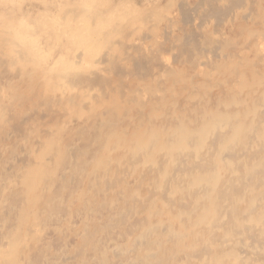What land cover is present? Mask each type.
<instances>
[{
	"label": "rangeland",
	"instance_id": "1",
	"mask_svg": "<svg viewBox=\"0 0 264 264\" xmlns=\"http://www.w3.org/2000/svg\"><path fill=\"white\" fill-rule=\"evenodd\" d=\"M21 23L48 50L36 62L13 41ZM65 61L73 73L63 81L56 68ZM0 63V264H189L193 235L172 236L182 223L166 189L155 192L162 149L174 144L177 122L190 130L213 108L258 107L264 0H0ZM163 235L167 255L149 244Z\"/></svg>",
	"mask_w": 264,
	"mask_h": 264
},
{
	"label": "bare ground",
	"instance_id": "2",
	"mask_svg": "<svg viewBox=\"0 0 264 264\" xmlns=\"http://www.w3.org/2000/svg\"><path fill=\"white\" fill-rule=\"evenodd\" d=\"M198 5H200V4H198ZM61 9H64L63 6ZM189 9H190V7H189ZM72 10L75 11V9H72ZM76 10L78 11V9H76ZM74 11H72V12H74ZM82 11H84V13L86 15L85 16L86 19H88L89 16L92 17L94 15V13L92 14V12L89 15V12L91 10L88 7H85V9ZM58 13H60V12H58ZM61 13H63V11ZM65 13H64V15H65ZM78 13H79V11H78ZM78 13H74L72 15L75 16V14L77 15ZM190 13H191V11H190ZM75 17H72V18H75ZM159 17H160V15H159ZM46 18H48V16ZM56 18L62 24L61 20L63 18H60L61 20L58 18V16ZM77 19L80 20L81 17H78ZM77 19H75V21ZM152 19H153V17H152ZM53 20L55 21V18H53ZM63 20H65V18ZM92 21H93V19H92ZM52 23L54 26V22H52ZM63 23H64V21H63ZM194 23H197V21ZM61 24H59V25L61 26ZM12 25H13V23H12ZM94 25H96V24L94 23ZM108 25H110V24H108ZM60 26H58V27H60ZM69 26H71V25H69ZM257 26H258V24H257ZM197 28H198V26H197ZM25 29H27V28L24 27V23L18 24L17 29L15 31L17 34L16 37H18V39L13 40V37H12V40L15 43H17V45H16L17 47L22 46V47L28 48L30 51H32V56H34V57H32L31 61L36 62L38 60L39 56L47 55L48 50L44 46L37 44L34 37L32 35L28 34V32H26ZM79 30H80V28H79ZM71 37L73 38V36H71ZM20 38H23V39H20ZM4 39H8V38L6 37ZM221 43H222V41H221ZM81 44H83V43H81ZM6 46H7L6 48H9L12 46V43L11 42L7 43ZM124 47H125V45H124ZM139 47H142L141 44H139L138 48ZM142 49L143 48H141V50ZM185 49H186V47H185ZM15 50L17 53L19 52V51H17V48H15ZM184 52L185 51H183V53ZM204 54H206V53H204ZM207 54H208V52H207ZM80 55H82V54L80 53ZM215 55H217V54H215ZM61 58H64V57L61 56ZM209 58H211V57H209ZM223 58H225V57H223ZM10 59H11V57H10ZM81 59L82 58L77 57V59H76L77 62L75 63L77 66L76 69L77 68L79 69L80 66L83 67V65L81 64L82 63ZM97 59H99V58H97ZM211 59H209V61ZM95 61H96V59H95ZM131 61H134V60H131ZM14 62H16V61H14ZM101 62H102V60H101ZM105 62H107V61H105ZM155 62H157V61H155ZM200 62H198V64H200ZM210 62L212 63V62H214V60L212 59ZM210 62H209V65H208V62H205V63L208 66H210L211 65ZM75 64H74V66H75ZM161 64H163V62H161ZM201 64L199 65L200 68L202 67ZM255 64H256V61H255ZM85 65H87V64H85ZM90 65L91 64H89V66ZM259 65H261V63ZM156 66H157V64H156ZM212 66H214L213 63H212ZM44 67H46V66H44ZM92 67H93V65H92ZM260 67L261 66H259L258 68H260ZM54 69L55 68H53V66L50 65L47 68V72H49V73L54 72L55 71ZM56 70H57L56 71L57 76L59 78H61V80L63 79V81L67 77H69V74L72 72L71 65H70L69 61H65L64 64L61 65V68L58 67V68H56ZM85 71L81 70L82 73ZM90 72L91 71H89L88 74H90ZM92 72H94V71H92ZM72 73H71V76H72ZM75 73H77V72H75ZM245 73H246V71H245ZM246 75H247V73H246ZM85 76H86V74H85ZM91 76H90L91 78H93V76L96 77L95 74L94 75L91 74ZM101 76H103V75H101ZM101 76L100 75L98 76V77H100L99 78L100 80L102 78ZM130 77H132V76H130ZM111 79H112V77H111ZM111 79H109L108 77L107 78L103 77L102 81L108 80L107 82L110 83L111 81H109V80H111ZM100 80H99V82H100ZM120 82H119V84H120ZM232 82H233V79H232L231 83ZM236 82H237V80L235 81V83ZM87 84H89V83H87ZM105 84H106V82H105ZM119 84H118V86H119ZM99 86L104 87L103 83H101ZM209 87L211 88V86H209ZM112 88H114V87H112ZM122 89H123V86H122ZM221 90H219V91H221ZM195 91H197V90H195ZM85 93L92 95L94 92L87 90V91H85ZM211 93H212V91H210V96H211ZM221 93H222V91H221ZM71 95H73V94H71ZM93 95H95V93ZM95 97H98V96H95ZM92 98H94V97L92 96ZM142 101H144V100H142ZM212 102H210V103H212ZM199 103H201V102H199ZM258 103H259L258 107L255 108V110L252 112H251V110H249V111L240 113L238 111L239 107L237 105L231 103V105L227 104V105H223L222 107H220V108H222V110L218 109V108H213L207 114H204V112L199 113L198 118H196L194 124L191 125L192 129H190V130L185 128L184 125H182L181 123L177 122L174 136L171 137L174 141V144H168L165 148L162 149V158L164 161H163V165L160 166V174H161V176L164 177V180L170 182L171 187L169 188V192L166 193V191H168L167 190L168 184L166 185L165 184L166 181L161 180L156 185L155 192L157 194H160L164 190V188L166 189V191H165L166 195L164 193V197H163V195L161 197H162V199L169 200V202H172V205L174 203V205H175V206L173 205L174 208H171V209H173V212H174L173 216H176L179 219V221L182 223V225H181L182 231L181 232L179 231L178 233H172V236L174 238H175V236L181 238L182 235L184 234V232H187V233L193 235V239L188 244V247H187L189 249V253H188V257L190 258L189 264H264V117H262L260 119L261 115H259L260 114L259 110L260 109L264 110V93L259 98ZM84 107H86L85 104H84ZM86 109H87V107H86ZM263 110H261V111H263ZM263 112H261V113H263ZM141 113H140V116H141ZM190 115L192 116V114H190ZM145 116H147V115L145 114ZM142 117H144V115ZM144 119L146 120L147 118L145 117ZM47 122H48V120H47ZM172 122L173 121H171V123ZM140 125H141V123H140ZM47 132L50 133V131H47ZM122 132H124V128H123ZM77 133L78 132H76V134ZM84 133L86 134V132H84ZM46 135L48 136V133H46ZM177 136H178V138H176ZM30 139H32V138H30ZM37 140L38 139H36V141ZM252 140H253V142H252ZM38 142H40V141H38ZM61 145H59V147ZM144 146H145V148L149 149L151 147V144L146 143V145H144ZM38 148H39V145H38ZM69 149H71V148H69ZM135 149L138 152L140 151L139 147L138 148L136 147ZM49 156H50V154H49ZM138 156H140V155H138ZM50 158H52V157H49L47 159H50ZM139 159L137 157V161ZM51 160H53V159H51ZM160 160H161V158H160ZM181 161H182V164L180 165L179 162H181ZM23 162H24V159H23ZM166 167L168 169H166ZM123 170H125V169H123ZM126 171H127V169H126ZM148 172H150V171H147V173ZM66 174H68V173H66ZM143 175H144V173H143ZM150 177H151V175H150ZM71 179H72V177H71ZM71 179H70V181H71ZM17 183L19 184V181ZM107 183H109V182H107ZM113 184L114 185H112V184L111 185L115 186L114 182H113ZM111 185H109V187ZM139 186H137V187H139ZM106 189H107V186H106ZM150 191H152V190H150ZM150 195H151V193H150ZM152 196H154V194ZM171 196H173L175 198H172ZM172 199H174V200L172 201ZM132 202H133V200H132ZM102 205H104V203H102ZM144 206L146 207V205H144ZM165 206L167 207L166 203H165ZM141 207H142V205H141ZM131 215H132V213H131ZM125 216H127V215H125ZM121 218H124V217L122 216ZM98 227H100V226H98ZM111 227L112 226H110V228ZM111 229H113V228H111ZM33 230H36V229H33ZM33 230L30 229L29 232L32 233L31 231H33ZM156 230H159V228H157ZM84 231H86V230H84ZM27 232H28V230H27ZM87 232L89 233V231H87ZM169 239H170L169 235H163L159 239V241L156 240L155 238L150 239L149 244L153 245V246L156 245L158 251H160L163 255H167L169 251H168L167 245H165V243L167 241H169ZM175 242H177V241H175ZM139 243H140V239L138 238V239L134 240L133 245L136 246ZM144 243H145V241H144ZM172 245H174V244H172ZM2 246H4V244ZM24 247H26V246H24ZM48 250H49V248H48ZM113 251H114V249H113ZM194 251H198L199 254L197 256L194 255V258L192 259L191 257L193 255H191V253ZM114 252H116V251H114ZM119 253H117V255H119ZM121 254H123V253H121ZM155 254H158V253L153 252V249H150L147 253L148 257H152ZM162 259H164V258L162 257Z\"/></svg>",
	"mask_w": 264,
	"mask_h": 264
}]
</instances>
